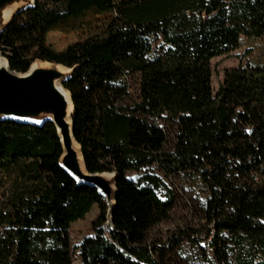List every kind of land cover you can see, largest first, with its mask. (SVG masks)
I'll use <instances>...</instances> for the list:
<instances>
[{
	"label": "trees",
	"instance_id": "1",
	"mask_svg": "<svg viewBox=\"0 0 264 264\" xmlns=\"http://www.w3.org/2000/svg\"><path fill=\"white\" fill-rule=\"evenodd\" d=\"M116 1L34 0L0 32L11 72L34 62L72 69L61 86L86 170L116 178L106 236L105 199L59 165L54 125L0 122V264H71L70 224L94 205V236L74 249L81 264H166L147 237L173 210L156 193L165 182L126 178L153 166L164 180L193 174L207 191L204 264H264V63L225 71L214 94L210 85L211 60L264 38V0H140L150 21L69 59L47 47L51 29Z\"/></svg>",
	"mask_w": 264,
	"mask_h": 264
},
{
	"label": "rangeland",
	"instance_id": "2",
	"mask_svg": "<svg viewBox=\"0 0 264 264\" xmlns=\"http://www.w3.org/2000/svg\"><path fill=\"white\" fill-rule=\"evenodd\" d=\"M151 17L144 10L140 0H117L108 13L90 11L77 19L69 20L51 29L45 39L49 49L62 58L69 59L79 55L85 43L94 38L106 36L110 31L124 28L125 24L148 22ZM152 42V57L155 48L160 44ZM0 60H5L0 56ZM39 62H34V64ZM264 63V38H241L237 49L228 55L211 60L210 85L214 94L223 80L224 72L235 68H260ZM143 174L159 176L165 182V189L159 188L157 195L164 201L172 200L173 210L168 219L150 230L149 241L161 247L166 264H204V240L206 239V222L204 221V205L208 193L193 174H177L164 180L156 166L146 168L142 173L129 172L127 179L138 181ZM100 209L92 206L90 212L82 220L70 224L68 230L69 252L71 264H81L74 252L84 238L94 236L97 228L93 223L98 219ZM103 230L107 236L106 222ZM188 238H182V237Z\"/></svg>",
	"mask_w": 264,
	"mask_h": 264
},
{
	"label": "water",
	"instance_id": "3",
	"mask_svg": "<svg viewBox=\"0 0 264 264\" xmlns=\"http://www.w3.org/2000/svg\"><path fill=\"white\" fill-rule=\"evenodd\" d=\"M23 1L25 0H0V32H2L12 19L3 25L2 12L9 7L17 6V4ZM33 4L34 0H32L31 5L20 8L17 12L31 8ZM36 64H46L48 67H36L32 69L33 64L24 74L11 72L8 63L7 69L0 68V122L12 120L19 124L25 123L32 126H43L52 123L59 137L62 149L59 165L78 185L86 184L94 188L98 194L104 197L106 208L108 209L106 224L109 231L112 228L111 218L114 206L116 178L114 173L89 174L86 170L81 149L76 143L73 134L71 119L73 103L71 102L70 94L61 86L72 75V69L44 62ZM57 86L68 93L69 103L72 105L69 116L71 119L70 133L78 149H80L83 169H81L69 134V126L66 119L69 103Z\"/></svg>",
	"mask_w": 264,
	"mask_h": 264
},
{
	"label": "bare ground",
	"instance_id": "4",
	"mask_svg": "<svg viewBox=\"0 0 264 264\" xmlns=\"http://www.w3.org/2000/svg\"><path fill=\"white\" fill-rule=\"evenodd\" d=\"M32 4V0H25L19 4H17V6H14V7H9L7 9H5L3 12H2V19L4 20V24H6L11 18L12 16L14 15L15 12H17L18 9L20 8H23V7H26V6H29ZM4 59V58H3ZM36 67H40V68H47L48 65L46 64H34V66L32 67V69L36 68ZM0 68L1 69H7V61L6 59L5 60H0ZM59 87V86H57ZM60 89L62 95L64 96V98H66V100L68 101L69 103V97H68V93L66 91H64L62 88H58ZM71 103H69V107H68V116H67V124L69 126V134L71 136V139H72V142H73V148L75 149L76 153H77V156H78V160H79V164L81 165V169H83V164L81 163V155H80V149H78V146L77 144L75 143L74 139L72 138V134L70 133V124H71V119H70V112L72 110L71 108Z\"/></svg>",
	"mask_w": 264,
	"mask_h": 264
},
{
	"label": "snow or ice",
	"instance_id": "5",
	"mask_svg": "<svg viewBox=\"0 0 264 264\" xmlns=\"http://www.w3.org/2000/svg\"><path fill=\"white\" fill-rule=\"evenodd\" d=\"M38 122V121H37Z\"/></svg>",
	"mask_w": 264,
	"mask_h": 264
}]
</instances>
